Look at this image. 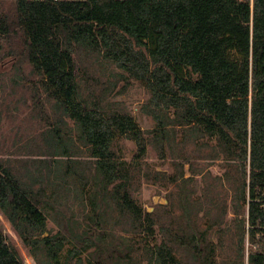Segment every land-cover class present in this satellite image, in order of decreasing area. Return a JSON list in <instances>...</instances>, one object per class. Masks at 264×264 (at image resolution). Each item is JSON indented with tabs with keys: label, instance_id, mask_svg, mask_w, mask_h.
Segmentation results:
<instances>
[{
	"label": "trees",
	"instance_id": "trees-1",
	"mask_svg": "<svg viewBox=\"0 0 264 264\" xmlns=\"http://www.w3.org/2000/svg\"><path fill=\"white\" fill-rule=\"evenodd\" d=\"M0 37L23 41L33 74L43 76L41 84L54 100L56 121L69 118L80 128L68 153L78 149L88 158L86 167L80 159L76 168L67 164L65 173L47 180L59 193L64 185L80 186L91 203L83 220L65 222L69 238L63 231L44 236L48 219L34 179L18 175L0 157V209L37 264H58L70 239L73 247L64 264L84 253L88 264H141L143 259L148 264H245L248 233L249 264H262L256 230H248L246 215L249 197V223L264 221V0H0ZM78 50L90 61L102 57L145 88L144 109L156 123L154 130H142L129 111L90 100L92 92L84 96ZM178 127L195 140L215 139V146L208 144L210 156L222 155L229 166L235 259L218 261L212 240L227 205L214 203L215 198L190 201L194 190H186L194 179H184L183 170L192 162L179 145L171 150L184 186L182 221L162 223L158 212H146L134 197V173L150 142L146 135L155 133L163 152ZM120 137L137 147L129 165L116 150ZM201 211L209 219L204 228L193 219ZM116 225L138 235H154L158 225L163 239L158 246L146 244L140 256L128 244L132 238L115 234ZM0 264H25L1 229Z\"/></svg>",
	"mask_w": 264,
	"mask_h": 264
},
{
	"label": "rangeland",
	"instance_id": "rangeland-1",
	"mask_svg": "<svg viewBox=\"0 0 264 264\" xmlns=\"http://www.w3.org/2000/svg\"><path fill=\"white\" fill-rule=\"evenodd\" d=\"M4 39H0V157L18 175L34 179V190H40L39 197L44 203L43 209L48 219L44 236L63 231L69 237L65 222L72 217L83 220L85 214L91 213V203L87 200L86 193H82L80 186L78 189H70L68 185H64L65 192L59 193L57 189L52 190L54 186L48 185L47 180L50 174L56 176L62 171L65 173L67 164L72 163L76 168L80 159L84 164L87 163V155L80 157L78 149V152L74 150L72 155L67 151H70V142L73 143L78 137L80 128L77 129L69 118L66 122L56 121L54 100L48 97L41 84L43 76L33 74L28 54L22 45L23 41L15 37L9 41ZM9 51L11 55L8 54ZM86 54L84 50H78L75 55L84 96L92 92L90 100L103 101L112 111H129L142 130H154L156 123L144 109L149 99L145 88L135 79L128 78L125 71L109 61L99 56H92L90 61L87 60ZM187 130L178 127L176 135L171 133V143H166L163 152L159 150L157 141H154L155 133L146 135L150 142L144 161L134 173V197L146 212H158L160 222L166 223L168 218L175 222L182 221L184 186L171 150H177L176 145H179L178 149H184L180 153H186L192 162L185 164L183 170L184 179H194L186 190L189 193L194 190L190 201L206 203L209 198H215L217 201L214 203L227 205L228 211L223 226L215 227L212 240L217 246L218 261L235 259L236 251L230 238L235 234L236 215L232 207V189L226 181L229 166L222 155L215 159L210 156L215 139L199 137L195 140L193 136L188 135ZM62 142L65 145L61 146ZM204 143L207 145H203ZM116 150L129 165L137 147L133 140L120 137ZM55 166L57 168L53 171ZM86 166L87 164L84 167ZM218 213L220 212H213V216ZM116 216L120 217L118 214ZM193 219L203 228L208 225L209 219L204 211L196 215L194 213ZM0 229L8 241L19 250L25 264H37L30 248L24 244L1 209ZM114 232L132 238L128 239V244L132 245L140 256L146 254V244L149 247L158 246L163 239L158 225L154 227V235L126 233L121 225H116ZM221 233L225 235L221 236ZM71 241L73 240L66 242L65 248L59 254L58 264L65 263L68 251L73 247ZM185 256L189 258L188 255ZM80 257L84 260L82 264H88L85 253ZM80 257L70 264H79L77 261ZM141 264H148V261L143 259Z\"/></svg>",
	"mask_w": 264,
	"mask_h": 264
},
{
	"label": "built area",
	"instance_id": "built-area-1",
	"mask_svg": "<svg viewBox=\"0 0 264 264\" xmlns=\"http://www.w3.org/2000/svg\"><path fill=\"white\" fill-rule=\"evenodd\" d=\"M37 1H42V2H59L61 0H37ZM120 1H124V0H120ZM249 202H250V199L248 197V205H247V227H248V230L250 229H254L256 230V240L259 241V243L256 244L255 248H260L261 249V257H262V264H264V221L261 222L260 224L258 225H251L249 223ZM260 202L263 203V206H264V199H262ZM262 244V245H261ZM251 236H250V233L247 234V237H246V263L245 264H249V251L251 249Z\"/></svg>",
	"mask_w": 264,
	"mask_h": 264
}]
</instances>
